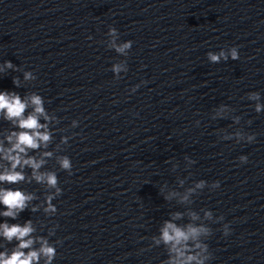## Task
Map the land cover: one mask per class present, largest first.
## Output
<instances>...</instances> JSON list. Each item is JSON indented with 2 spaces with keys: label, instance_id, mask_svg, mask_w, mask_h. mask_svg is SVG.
I'll list each match as a JSON object with an SVG mask.
<instances>
[{
  "label": "clouds",
  "instance_id": "obj_1",
  "mask_svg": "<svg viewBox=\"0 0 264 264\" xmlns=\"http://www.w3.org/2000/svg\"><path fill=\"white\" fill-rule=\"evenodd\" d=\"M110 35L116 34L115 27H109ZM92 39V37H88ZM133 42L128 40L120 45H117L115 41L112 43V47L117 53L122 55L127 54V50L132 48ZM229 57L232 60L239 59V53L237 47H231L227 52L223 49L218 54L209 51L207 58L213 64L219 63L222 59L227 61ZM5 68H13L11 61H5ZM2 70V69H0ZM122 70L120 64L113 65L112 71L119 74ZM25 80L36 79V76L32 72L24 73ZM13 84L19 87V80L14 78ZM137 85L132 91L138 88ZM251 98L259 99V93H251ZM32 106V112L25 115L29 106ZM256 111H261V105L256 106ZM0 113H2L5 119L13 121L19 129L23 131L13 132L7 139L12 145L11 148L5 149L0 145V154H3V158L10 162L11 168L0 172V183L14 184L25 179L22 171H16L18 167L23 168L25 166L33 169V177L38 183L46 182L50 188H54L56 194H61V189L57 187L58 179L55 173H38V170L43 165L44 161H37L34 157L27 156L28 149H38L41 143L45 145L50 141L51 136L47 131V125L40 123V117L48 120L49 117L45 113L43 100L41 95L33 93L31 96L21 99L20 95L8 90L0 91ZM76 124V121H73ZM43 129V131H41ZM255 139L254 135L247 137L249 143ZM44 155H50L45 153ZM239 161L241 163L247 162V156H240ZM62 169L71 174L72 163L68 156H64L59 161ZM203 182L197 185L202 187ZM214 187H219V182H214ZM54 197H49V200ZM33 199L31 194H25L20 189L0 188V205H3L5 211L0 213L4 217L16 219L20 212H23L28 203ZM187 199V197H184ZM36 209L33 208V211ZM47 212L55 213L56 207L49 204L45 209ZM179 218V214L177 217ZM195 218V217H193ZM208 229L204 227H196L191 224L186 227L177 226L175 223L166 222L164 228L161 230V239L165 244L171 245L170 252L175 255L169 259L168 264H205V261L210 259L208 255V245L198 242L199 237L208 234ZM34 232L32 222L26 221L23 225L11 224L7 222L0 224V235H2L7 241L11 242L14 238L18 241L16 250L10 255L6 252H0V264H39L41 256L45 257V264H52V261L56 256V248L48 244L46 240L41 241V247L38 250L24 251L32 249V245L36 242L31 238V234ZM230 229H225L224 235L227 236ZM189 241L194 242L195 249H199L194 255H187L190 251ZM159 243V241H157ZM204 254V255H202Z\"/></svg>",
  "mask_w": 264,
  "mask_h": 264
}]
</instances>
